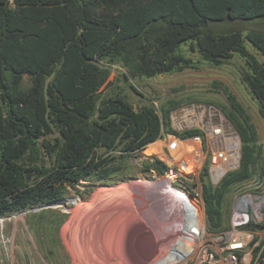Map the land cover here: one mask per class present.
<instances>
[{
    "label": "trees",
    "instance_id": "1",
    "mask_svg": "<svg viewBox=\"0 0 264 264\" xmlns=\"http://www.w3.org/2000/svg\"><path fill=\"white\" fill-rule=\"evenodd\" d=\"M259 18L264 0H0V217L63 202L68 186L93 173L105 179L117 148L123 155L165 133L201 134L173 129L172 101L159 112L153 105L135 109L120 94L101 97L110 76L103 61L122 62L133 77H152L185 68L186 43L214 65L238 53L264 115V64L245 44L246 38L264 55V32L252 30L245 37L239 29L208 28ZM24 75L31 79L26 89ZM231 100L232 110L224 114L241 141L239 167L217 187L208 181V162L201 175L212 231L223 225V196L252 175L256 158L255 128L235 97ZM151 167L167 172L160 160Z\"/></svg>",
    "mask_w": 264,
    "mask_h": 264
},
{
    "label": "rangeland",
    "instance_id": "2",
    "mask_svg": "<svg viewBox=\"0 0 264 264\" xmlns=\"http://www.w3.org/2000/svg\"><path fill=\"white\" fill-rule=\"evenodd\" d=\"M208 28L216 33L239 29L246 37L252 30L264 32V18L213 22ZM245 44L264 64V55L246 38ZM191 45L181 46V53L190 60L185 68L152 77H133L122 62L103 61L110 76L101 88V97L120 94L135 109L153 105L159 112L163 106L170 105V101L175 103V109L194 106L193 116L204 124L186 129H198L204 135L205 151L222 145L207 140L210 120L219 122L221 116L226 137L237 135L224 114L232 110L231 96L235 97L255 128L256 158L251 167L252 175L242 183L233 184L223 196L222 227L213 231L207 228L208 232L219 235L231 230L230 211L240 195H258L262 202L255 207L261 209L263 216L264 205L260 203L264 204V115L245 81L249 68L243 56L234 53L214 65L205 61ZM30 85L29 75H24L22 87L26 89ZM189 149L192 151L193 147ZM155 150L156 144L148 145L143 150L144 156ZM143 151L123 155L119 148L112 151L114 158L107 167L112 170L110 175L102 179L93 173L78 184L68 186L62 206L40 210L29 206L0 217V264H166L165 261L154 262L163 255L161 243L170 239L168 233L164 235L165 229L172 224V202L179 196L170 187V180L165 179L166 174L161 177L158 171H151L146 159H139ZM45 159L50 165V159ZM171 173L177 177V186L189 181L176 171L167 170V174ZM258 173L260 177L256 178ZM182 174L188 176L186 171ZM217 186L219 184L214 187ZM256 230L261 234L257 239L264 243V227Z\"/></svg>",
    "mask_w": 264,
    "mask_h": 264
},
{
    "label": "built area",
    "instance_id": "3",
    "mask_svg": "<svg viewBox=\"0 0 264 264\" xmlns=\"http://www.w3.org/2000/svg\"><path fill=\"white\" fill-rule=\"evenodd\" d=\"M194 106L181 107L171 112V124L174 130L182 132L187 127L204 124L201 119L193 116ZM208 122L207 140L221 142L218 148H209L205 151L202 145L204 135L196 134L181 138L173 133H165L158 140L156 150L144 156V149L139 159H146L148 164L156 160L162 161L167 170H174L187 181L188 186L175 185L173 173L166 174L170 180V187L178 192L176 201L172 202V224L165 229L167 239L161 243L163 255L157 259L166 264H264V243L257 239L261 234L256 230L262 228L264 221L261 209L255 205L260 201L258 195H240L236 197L230 211L232 228L219 235L208 232L206 225L205 203L201 175L208 162V180L216 186L229 171L239 167L241 142L239 135L226 137L223 121ZM149 144V145H150ZM193 147L189 151V147ZM192 166V171L186 168ZM151 171L157 172L154 168ZM181 171V172H180ZM186 171L188 176L182 174ZM165 174H161L164 177ZM260 173L256 174V178ZM163 194V193H161ZM262 202V201H260ZM260 205H264L260 203ZM167 209V208H166ZM169 210V209H168ZM176 223L182 224L177 226Z\"/></svg>",
    "mask_w": 264,
    "mask_h": 264
},
{
    "label": "bare ground",
    "instance_id": "4",
    "mask_svg": "<svg viewBox=\"0 0 264 264\" xmlns=\"http://www.w3.org/2000/svg\"><path fill=\"white\" fill-rule=\"evenodd\" d=\"M176 195H178V194H176ZM176 197H177V196H176ZM173 199H174V198H173ZM62 205H63V204H60V205L57 204V205H55V206H54V205H50V206H52V207H58V206H62ZM42 208H47V206L39 207V208H37V209L40 210V209H42ZM109 225H110V224H109ZM180 225H182V224H179V223H178V226H180Z\"/></svg>",
    "mask_w": 264,
    "mask_h": 264
},
{
    "label": "water",
    "instance_id": "5",
    "mask_svg": "<svg viewBox=\"0 0 264 264\" xmlns=\"http://www.w3.org/2000/svg\"><path fill=\"white\" fill-rule=\"evenodd\" d=\"M57 204H61V202H59V203H49V204L42 205V206H39V207L50 206V205H54L55 206ZM39 207H37V208H39Z\"/></svg>",
    "mask_w": 264,
    "mask_h": 264
}]
</instances>
